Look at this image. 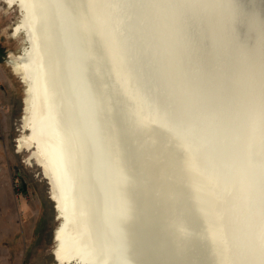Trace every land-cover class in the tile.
Returning <instances> with one entry per match:
<instances>
[{
    "label": "bare ground",
    "instance_id": "bare-ground-1",
    "mask_svg": "<svg viewBox=\"0 0 264 264\" xmlns=\"http://www.w3.org/2000/svg\"><path fill=\"white\" fill-rule=\"evenodd\" d=\"M4 1L20 8L12 37L24 41L9 61L26 89L18 153L49 183L55 263L246 264L248 212L264 200L247 194L256 179L237 182L243 163H221L203 139H217L209 115L240 121L243 101L246 130L263 133L262 67L239 72L247 90L216 81L241 65L243 31L264 37V0ZM263 135L248 152L262 171Z\"/></svg>",
    "mask_w": 264,
    "mask_h": 264
},
{
    "label": "rangeland",
    "instance_id": "rangeland-1",
    "mask_svg": "<svg viewBox=\"0 0 264 264\" xmlns=\"http://www.w3.org/2000/svg\"><path fill=\"white\" fill-rule=\"evenodd\" d=\"M0 0V264H56V205L42 169L18 153L25 87L10 66L24 47L12 37L20 12ZM7 5V6H6ZM25 184V190L23 189Z\"/></svg>",
    "mask_w": 264,
    "mask_h": 264
},
{
    "label": "water",
    "instance_id": "water-1",
    "mask_svg": "<svg viewBox=\"0 0 264 264\" xmlns=\"http://www.w3.org/2000/svg\"><path fill=\"white\" fill-rule=\"evenodd\" d=\"M244 32V37L245 41L240 40V46L234 47V53L233 55L235 56L237 53L238 57H240L241 60V65L236 68L232 69L231 66L229 65L228 68L224 71L226 74V78L221 79V76L218 77L216 84H217V89L220 90L221 94H223L224 89L227 87L228 90H230L231 86L230 84H233L236 80H240V78L243 77H238L240 74L239 72H243V70L247 67L248 69L251 70V68L257 66L259 64L262 69L264 70V57L262 56L263 53V43H264V37L260 39V43L256 42V39L252 37L253 36H259V28L251 31H243ZM247 32V35H246ZM264 35V31L262 32ZM251 36V37H250ZM250 37V39H248ZM263 42V43H262ZM231 55V53H230ZM222 64V60L220 61V65ZM255 65V66H254ZM225 67V66H224ZM248 73V71L246 72ZM251 76V75H250ZM238 77V78H237ZM249 80V77L243 78V81L241 83V87L243 90H247L248 83L247 81ZM248 97V96H247ZM249 99V98H248ZM249 101V100H248ZM242 113L243 117L240 119H232V116H229V118L225 115L223 119L224 125L222 127H219L218 121H221V118L218 119L216 118L217 116L212 117L211 115L208 116L207 120L205 121L207 125L210 124V126H213L214 131H209V133H214L215 137L214 140L209 137L208 141H205L203 139V142L206 143V146H208L209 142H211V145L214 146V151L212 152L213 156H215L218 160H220L221 163H223L224 158L228 159H233L235 158L236 160V166L238 164L243 163V167L247 171L248 174L243 172V175L240 177L239 170H238V176L237 173L235 172L236 177H238L239 183H243L246 179V177H253L257 181V185H252L249 187V192H247L248 196L252 195V193H256L259 195V197H262V200H264V170L262 171V168L259 166L256 167L255 164H249L248 162V152H249V143L252 142L253 137L255 139L261 138L262 134L261 133V128L257 127L254 125L253 129L251 127L250 132L246 130L247 127V122L246 121V114L249 113L250 109L247 108L248 105H245V102H242ZM234 108H238L236 106V103L234 104ZM233 113V112H232ZM234 114V113H233ZM251 124L250 122H248ZM216 124V125H215ZM231 131V135L229 134V139L227 142H221L222 139L226 136V129ZM264 136V135H263ZM211 139V141H210ZM205 146V147H206ZM245 147V150H247L246 155L240 153V150H243ZM155 149V146L154 148ZM158 153V151H155ZM233 157V158H230ZM242 158L241 161H239ZM204 160V157H203ZM157 165L158 160L156 159ZM23 189L25 190V184L23 183ZM251 192V193H250ZM228 200V199H227ZM226 200V201H227ZM253 202V201H252ZM259 205V210L255 212H248V236L245 233L246 240H243L242 243V253L244 255V259L246 264H260L262 263L260 260L263 259L262 251L264 252V247H261V249L256 248L254 246V238H252V233H251V223L253 222L252 215L254 216V226H253V231H255L256 224L259 223L261 218L264 216V203L258 204ZM250 239V240H249ZM252 249L256 251L255 256H252ZM263 249V250H262ZM257 261V262H256ZM235 264H240V262H236ZM263 264V263H262Z\"/></svg>",
    "mask_w": 264,
    "mask_h": 264
},
{
    "label": "flooded vegetation",
    "instance_id": "flooded-vegetation-1",
    "mask_svg": "<svg viewBox=\"0 0 264 264\" xmlns=\"http://www.w3.org/2000/svg\"><path fill=\"white\" fill-rule=\"evenodd\" d=\"M18 9H20L19 7H17ZM19 21H20V18H19V20H18V22L17 23H19ZM55 235V234H54ZM54 243H55V239H54Z\"/></svg>",
    "mask_w": 264,
    "mask_h": 264
}]
</instances>
